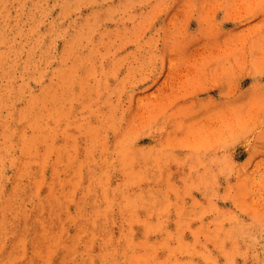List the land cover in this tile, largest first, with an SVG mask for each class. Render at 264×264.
Returning <instances> with one entry per match:
<instances>
[{"label": "rangeland", "instance_id": "1", "mask_svg": "<svg viewBox=\"0 0 264 264\" xmlns=\"http://www.w3.org/2000/svg\"><path fill=\"white\" fill-rule=\"evenodd\" d=\"M0 264H264V0H0Z\"/></svg>", "mask_w": 264, "mask_h": 264}]
</instances>
